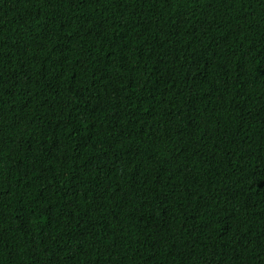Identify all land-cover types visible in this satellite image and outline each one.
<instances>
[{
    "label": "trees",
    "instance_id": "16d2710c",
    "mask_svg": "<svg viewBox=\"0 0 264 264\" xmlns=\"http://www.w3.org/2000/svg\"><path fill=\"white\" fill-rule=\"evenodd\" d=\"M0 264H264V0H0Z\"/></svg>",
    "mask_w": 264,
    "mask_h": 264
}]
</instances>
